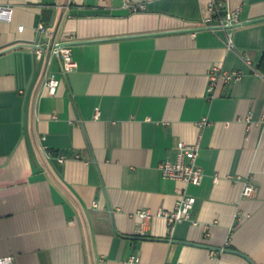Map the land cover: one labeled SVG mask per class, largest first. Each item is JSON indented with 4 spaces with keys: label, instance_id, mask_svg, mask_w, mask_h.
<instances>
[{
    "label": "crops",
    "instance_id": "crops-1",
    "mask_svg": "<svg viewBox=\"0 0 264 264\" xmlns=\"http://www.w3.org/2000/svg\"><path fill=\"white\" fill-rule=\"evenodd\" d=\"M224 1L241 8L234 49L224 29L200 24L209 0L138 12L124 0H0L15 6L12 22L0 20V257L264 264V0ZM53 41H77L74 65L57 49L38 58L15 46ZM216 66L244 76L211 97ZM180 141L201 143V185L161 174ZM245 181L256 196L243 194ZM182 189L197 198L191 219L173 235L161 216L141 226L139 209H173Z\"/></svg>",
    "mask_w": 264,
    "mask_h": 264
},
{
    "label": "built area",
    "instance_id": "built-area-1",
    "mask_svg": "<svg viewBox=\"0 0 264 264\" xmlns=\"http://www.w3.org/2000/svg\"><path fill=\"white\" fill-rule=\"evenodd\" d=\"M156 0H124V7L133 12L146 10L150 2ZM209 15H204L201 19L202 26H220L225 30L226 45L229 49L235 48L233 37V27L228 25L239 23L241 16V8H234L224 0H209L208 4ZM15 6L10 3H0V20L12 22L14 19ZM25 25H19L18 29L23 31ZM40 31H44L43 24L39 26ZM55 48L52 47V42L47 44L38 43L35 48L38 58L44 56L46 51L51 52ZM60 49V56L65 67L74 65V55L72 46L66 45ZM247 62L251 64V59L247 57ZM244 76L243 71L239 69H225L222 67H214L210 72V84L208 91L211 97L215 96L216 88L219 83H231L241 81ZM61 79L57 76H52L47 80V87L51 95L58 92ZM98 111L96 116L99 117ZM250 119L252 117H249ZM210 123L208 117H203L199 121V125L203 128ZM201 150V143H187L180 141L178 143V154L176 160L166 159L159 165L161 174L164 178L183 181L186 184L201 185L205 178L204 168L198 163V157ZM60 162L66 161V156L59 157ZM215 181H219V177H215ZM181 197L177 205L173 209L161 208L157 212H153L149 208L139 209L136 212L141 219V226H147L155 216H161L167 219L170 234L173 235L176 225L184 220H189L192 217V211L195 207L197 198L188 194L184 189L180 191ZM243 194L245 196L254 197L257 195V188L249 181L244 182ZM98 206V202L94 203ZM131 261L138 260L137 257H131ZM0 264H14L13 256L0 257Z\"/></svg>",
    "mask_w": 264,
    "mask_h": 264
},
{
    "label": "water",
    "instance_id": "water-1",
    "mask_svg": "<svg viewBox=\"0 0 264 264\" xmlns=\"http://www.w3.org/2000/svg\"><path fill=\"white\" fill-rule=\"evenodd\" d=\"M241 24V22H239V23H235V24H231V25H228L229 27H236V26H238V25H240ZM203 28H208V29H217V28H221L220 26H217V25H212V26H204ZM77 41H65V42H62V43H59V44H57L56 46H57V50H56V54L58 55V56H60V49L59 48H61V47H63V46H66V45H73V44H75ZM21 45H29V46H32V47H36L37 45L36 44H28V43H20V44H17V45H15V46H21ZM53 46H55V43H54V41L52 42V47ZM11 48V47H10ZM5 50H8V48L7 49H5Z\"/></svg>",
    "mask_w": 264,
    "mask_h": 264
}]
</instances>
